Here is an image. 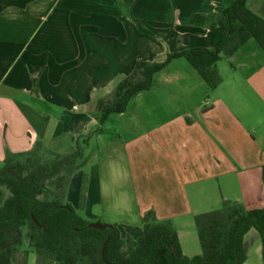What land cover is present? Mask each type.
Listing matches in <instances>:
<instances>
[{"label": "crops", "instance_id": "1", "mask_svg": "<svg viewBox=\"0 0 264 264\" xmlns=\"http://www.w3.org/2000/svg\"><path fill=\"white\" fill-rule=\"evenodd\" d=\"M231 2L0 0V165L35 142L59 154L84 147L65 195L81 218L139 226L151 211L172 223L182 255L199 256L195 216L224 201L264 208V52L252 39L238 48L230 79L205 106L158 102L153 88L190 90L191 73L176 60L160 71L161 85L112 114L116 125L103 129L112 115L99 125L94 106L138 61L212 48L217 36L189 21ZM262 4L246 0L264 17ZM248 234L244 264H264L259 236L249 243ZM26 264L58 263L28 253Z\"/></svg>", "mask_w": 264, "mask_h": 264}, {"label": "trees", "instance_id": "2", "mask_svg": "<svg viewBox=\"0 0 264 264\" xmlns=\"http://www.w3.org/2000/svg\"><path fill=\"white\" fill-rule=\"evenodd\" d=\"M264 15V0L262 4ZM189 25L206 27L217 36L212 48L166 53L161 61L134 65L112 91L94 106L102 125L110 115L126 111L130 100L153 86V76L171 61L184 59L210 91L222 82L216 64L228 59L248 40L264 52V17L232 0L221 13L195 15ZM84 147L59 154L35 142L22 153L6 152L0 168V264H26L28 253L58 264H244L243 238L254 230L264 262V208L246 210L224 201L220 209L194 217L201 254L182 255L176 230L153 212L139 226L89 223L65 202L72 174ZM83 197V196H82ZM91 224L104 229H92ZM25 250H21L22 245Z\"/></svg>", "mask_w": 264, "mask_h": 264}, {"label": "rangeland", "instance_id": "3", "mask_svg": "<svg viewBox=\"0 0 264 264\" xmlns=\"http://www.w3.org/2000/svg\"><path fill=\"white\" fill-rule=\"evenodd\" d=\"M161 59H159L158 61H161ZM227 60L228 59L221 60L216 64L218 74H219L221 80L223 79L222 82H224V83L226 82L227 79H230L232 67H233L232 63L228 62ZM176 61H178V63H181V65L187 67L191 73L190 78H192V80H190V82H188L190 90H181V89H176V88L168 89V87L165 85L161 88H160V86L158 88H153L154 90H152V91L157 93L158 102L161 105L167 106L173 110L177 109L179 111L187 109V108L193 109L195 107H201L202 105L205 106L207 100L209 101V99H210V101H211V99L213 98V94L216 93V90L210 91L207 88V86L203 83L201 78L196 74V72L194 70H192L190 68V66L188 65V63L184 59L180 58ZM166 72H160L161 74L158 73L157 75L154 76L152 87H155V85H161L160 84V80L162 77L161 75L166 74ZM190 78H187V80H189ZM158 89H160V90L158 91ZM135 102H137L136 98H134L130 101V103H135ZM117 120H118V117L116 115H112L109 118V120L107 121L106 125L103 127V129H107L113 125H116ZM100 128H102V126ZM28 134H29V136H31L32 133L28 132ZM1 167H2V165H0V168ZM249 232H251L252 234H248L246 236V239L249 243H251L252 242V235H255V237H258V235L254 230H250ZM25 249H26V245L23 244L21 250H25Z\"/></svg>", "mask_w": 264, "mask_h": 264}, {"label": "water", "instance_id": "4", "mask_svg": "<svg viewBox=\"0 0 264 264\" xmlns=\"http://www.w3.org/2000/svg\"><path fill=\"white\" fill-rule=\"evenodd\" d=\"M89 227L92 229H104L105 228L103 225H96V224H91L89 225Z\"/></svg>", "mask_w": 264, "mask_h": 264}]
</instances>
